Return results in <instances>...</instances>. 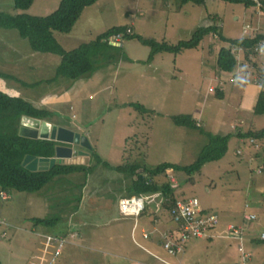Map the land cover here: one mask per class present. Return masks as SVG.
<instances>
[{
	"label": "rangeland",
	"instance_id": "rangeland-1",
	"mask_svg": "<svg viewBox=\"0 0 264 264\" xmlns=\"http://www.w3.org/2000/svg\"><path fill=\"white\" fill-rule=\"evenodd\" d=\"M60 1L35 0L29 8L19 9L13 0H0V10L45 16ZM135 1L100 0L85 9L71 32H55V36L71 50L114 25L132 21L135 32L172 43L190 39L197 27L211 23V16L219 17L228 38L248 36L243 31L246 22L254 27L262 23L249 19L253 9L243 3L166 0L159 10L166 12L159 15L161 22L152 24L158 11L146 17L137 11ZM122 43L128 59L107 60L78 79L59 77L49 82L62 57L34 51L18 30L0 27V72L9 75L0 76V90L47 108L52 112L49 122L85 134L95 151L113 165L134 160L148 167L164 162L193 164L208 136L177 125L171 118L175 114L193 115L207 132L232 134L222 159L194 174L171 169L160 178L172 183L176 198H198L206 212L217 214L218 224L204 238L187 241L182 256L172 255L162 237L176 223L162 205L161 193L143 196L146 210L141 215L125 213L120 206L125 197L115 202L113 189L120 175L97 166L84 187L82 176L73 174L57 177L37 192L2 193L0 264H41L43 257L47 259L43 264H167L185 256L186 264H238L244 253L250 254L251 264H264V138L255 143L238 135L264 129V114L255 112L264 84L248 67L239 70L236 80L231 73L219 75L218 53L229 43L213 34L196 49L159 53L150 63L148 46L137 39ZM256 61L264 68V53ZM215 88L223 89V98L216 96ZM133 102L153 112H140ZM82 150L88 153H76L73 159L92 163L89 151ZM251 213L257 218L246 219ZM55 214H61L62 220L53 229L34 226V217ZM61 242L60 254L51 263Z\"/></svg>",
	"mask_w": 264,
	"mask_h": 264
},
{
	"label": "trees",
	"instance_id": "trees-1",
	"mask_svg": "<svg viewBox=\"0 0 264 264\" xmlns=\"http://www.w3.org/2000/svg\"><path fill=\"white\" fill-rule=\"evenodd\" d=\"M35 0H13L14 6L19 9L29 8ZM100 0H61L58 8L45 16L29 15L26 13L11 14L0 10V27L18 30L21 37L26 38L32 50L38 52H50L62 57L60 64L55 69V75L48 79L49 82L58 81L59 77L67 79H78L82 75L88 74L99 69L100 64L105 61L117 60L118 58L128 59L124 52L122 39H137L140 43L150 48L147 62H152L159 53L169 52L179 54L186 49H196L200 46L205 36L213 34L217 39L229 43L223 46L217 58L219 72L231 73L237 79L240 69L251 68L255 72L258 83L264 84V68L256 61L258 54L264 52L255 51V47L264 41V17L261 26L255 34L241 38H228L223 34L222 26L219 24V17L211 16V23L197 27L190 39L180 40L172 43L167 40L160 41L154 37L146 36L134 31L129 24L114 25L106 31L100 33L96 38L83 42L77 47L67 50L58 41L55 32L69 33L73 30L77 22L82 17L85 9L98 3ZM194 2L205 5V0H183V2ZM224 2L243 3L247 8L255 9L257 2L254 0H223ZM174 5V4H173ZM171 5V7L173 6ZM261 11L264 15V0H261ZM239 50L243 58H239ZM221 75V74H220ZM0 76L8 78L5 72H0ZM260 76V78H257ZM213 89V86L211 87ZM210 89V91H212ZM218 98L224 97L221 88H215ZM215 92V91H214ZM140 112H153L147 109L142 103H131ZM257 114H264V91L261 93L255 106ZM31 116L41 120H48L52 112L45 107H40L22 96L11 95L0 90V196L3 192L9 194L11 190L24 192H37L42 190L48 183L57 177H64L73 174H80L83 182L80 186L84 187L89 177L94 174L97 166H103L107 170L115 171L120 175L115 181V202L119 199L131 198L134 196L142 197L147 194L160 192L162 195V205L171 213L176 226L174 230L169 229L163 235L164 248L168 240L178 241L180 235V225L176 222L173 209L178 201L188 198H176L174 186L169 181L160 182V178L167 176V171L181 170L189 174L200 172L204 165L209 162L218 161L225 157L229 149V142L232 134H220L207 132L203 129L199 120L191 114H175L172 120L179 126H186L199 129L208 136V142L201 149L197 160L188 166H183L171 162H164L154 167L140 164L138 161H128L124 164L113 165L105 161L93 148L88 150L92 163L66 162L58 163L48 170H30L23 164L28 154L37 157H54L56 146L63 144L57 140L46 138H30L19 133L21 119L23 116ZM240 137L248 136L256 143V139L264 138V129L261 131H251L247 134L239 132ZM87 150V149H86ZM240 153V152H239ZM261 172V171H259ZM80 187L79 185H77ZM2 197V196H1ZM5 199V198H4ZM77 202H82V197L77 196ZM77 204V210L79 205ZM75 209V211H77ZM146 210L138 214L141 215ZM204 210V209H203ZM205 213H207L204 210ZM246 215V219H247ZM62 220L61 214L52 217H34V226L39 229H53ZM253 220V219H248ZM47 230V231H48ZM145 239L149 238L148 232L142 230ZM191 237L192 238H195ZM197 237V238H204ZM189 239V240H190ZM264 240V238L262 237ZM187 240V241H189ZM186 241V242H187ZM180 251L172 255L182 254L184 245Z\"/></svg>",
	"mask_w": 264,
	"mask_h": 264
},
{
	"label": "built area",
	"instance_id": "built-area-1",
	"mask_svg": "<svg viewBox=\"0 0 264 264\" xmlns=\"http://www.w3.org/2000/svg\"><path fill=\"white\" fill-rule=\"evenodd\" d=\"M254 1L257 2V7L251 12L250 20L257 23L263 20L264 15L260 8L261 0ZM257 30L258 27H254L253 23L251 22H246L244 24L243 31L246 34H254L257 32ZM255 51L264 52V41L260 42L255 47ZM257 78H260V76H257ZM232 80H235V78L233 77ZM120 206L123 212L138 215L144 210L145 203L142 197L134 196L131 198H123L120 201ZM173 214L176 222L178 225H180V235L177 242L173 240H168L166 242L165 247L169 249L171 253H175L176 250L180 251L183 244L191 237L206 236L208 231L214 228L219 222L217 214L204 212L199 199L196 197L178 201L173 209ZM247 219H256V215L249 214ZM233 228L234 227L231 226L230 229ZM262 236L264 238V233ZM50 239H52V237H50ZM62 244L63 242H61L60 245L58 244L59 246L51 263L54 262L56 257H58L60 254ZM47 253L49 252L47 251ZM249 259L250 254L244 253L241 261L238 264H251ZM46 260V257H43L41 264H43Z\"/></svg>",
	"mask_w": 264,
	"mask_h": 264
},
{
	"label": "water",
	"instance_id": "water-1",
	"mask_svg": "<svg viewBox=\"0 0 264 264\" xmlns=\"http://www.w3.org/2000/svg\"><path fill=\"white\" fill-rule=\"evenodd\" d=\"M19 133L22 136L30 138H46L57 140L63 144L56 146V154L54 157H37L28 154L23 164L30 170H48L58 163H66L71 158L70 163L79 162L73 159L74 155H85L88 152L84 150L77 151V145H81L87 150H92L88 137L72 129L53 124L48 120H41L31 116H23L21 119V126ZM66 144V145H64Z\"/></svg>",
	"mask_w": 264,
	"mask_h": 264
},
{
	"label": "crops",
	"instance_id": "crops-1",
	"mask_svg": "<svg viewBox=\"0 0 264 264\" xmlns=\"http://www.w3.org/2000/svg\"><path fill=\"white\" fill-rule=\"evenodd\" d=\"M165 1L166 0H146V3L143 1V0H136L135 2L137 3V11L138 12H140V13H143L144 15H146V17H148V14L150 15V16H152V12L153 11H155V10H157L158 12H156L157 14V18H156V20L154 21V20H150V22L153 24H159L160 22H161V18H160V14L161 15H164V13H166V12H161V11H159V10H161V9H163L164 8V3H165ZM166 9V8H165ZM167 9H168V7H167ZM254 10V9H253ZM252 10V11H253ZM187 13L188 14H191V12L190 11H187ZM251 14V13H250ZM250 14L248 15L249 16V19H250ZM165 20V19H164ZM135 24V22L134 21H132L131 22V26L134 28V25ZM210 24V23H209ZM224 25V24H223ZM223 25H221L222 26V29H223ZM158 30V29H157ZM156 30V31H157ZM150 37H152V36H150ZM154 38H155V36H154ZM159 38V36L156 38V39H158ZM159 40V39H158ZM163 40H166L165 38L164 39H160V41H163ZM238 55H239V58H243V57H241L242 56V52H241V50H239V53H238ZM156 57H158V56H156ZM218 73H220V74H222V72H219L218 71ZM219 74V75H220ZM219 75H217V77L219 76ZM257 81V80H256ZM259 171H261V170H259ZM204 209V208H203ZM251 214H253V213H251ZM256 215V214H255ZM256 218H257V215H256ZM231 228V226H229V229ZM170 229H172V230H174V228H170ZM144 231H145V229H144ZM264 233V232H263ZM165 234V233H164ZM208 238H210V236L208 235L207 236ZM263 237V236H262ZM180 256H182V254L180 255ZM185 259H186V256H185V258L183 259V257L181 258V259H179L180 261L179 262H177V263H175V262H170V261H168V262H165V263H167V264H186V263H183V261L185 262ZM42 260V259H41Z\"/></svg>",
	"mask_w": 264,
	"mask_h": 264
},
{
	"label": "flooded vegetation",
	"instance_id": "flooded-vegetation-1",
	"mask_svg": "<svg viewBox=\"0 0 264 264\" xmlns=\"http://www.w3.org/2000/svg\"><path fill=\"white\" fill-rule=\"evenodd\" d=\"M64 145H66V144H64ZM82 148H83V147H82L81 145H77V146H76V150H77V151L81 150Z\"/></svg>",
	"mask_w": 264,
	"mask_h": 264
}]
</instances>
